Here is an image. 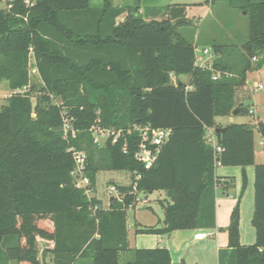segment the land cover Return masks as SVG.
Returning a JSON list of instances; mask_svg holds the SVG:
<instances>
[{
  "label": "trees",
  "instance_id": "obj_1",
  "mask_svg": "<svg viewBox=\"0 0 264 264\" xmlns=\"http://www.w3.org/2000/svg\"><path fill=\"white\" fill-rule=\"evenodd\" d=\"M208 1L226 2L249 21L242 45H212L213 70L196 66V45L181 32L193 26L188 5H169L150 21L139 16L140 6L120 8L109 0L101 8L91 7V0H11L0 10V81L7 80L12 92L0 109V264H120L128 252L134 256L129 264H187L173 262L167 248L131 249L128 210L140 193L165 191V228L137 233L216 229V188L232 187L216 176L217 159L244 170L243 188L245 169L254 165L256 233L255 244L240 243L238 201L218 263L264 264V164L255 165L254 127L227 125L217 135L222 154L206 142L208 129L220 128L216 119L233 115L246 100L238 94L248 73L264 66V0ZM32 58L40 86L31 82ZM214 72L221 73L218 80ZM247 111L244 106L242 114ZM66 120L74 137L65 136ZM97 124L170 129L172 136L146 170L136 159L138 132L99 144ZM256 129L264 142V122ZM72 148L87 155L84 173L94 193L99 172L130 174V185L110 184L123 201L110 200L106 209L76 187ZM41 241L53 244L42 261Z\"/></svg>",
  "mask_w": 264,
  "mask_h": 264
},
{
  "label": "crops",
  "instance_id": "obj_2",
  "mask_svg": "<svg viewBox=\"0 0 264 264\" xmlns=\"http://www.w3.org/2000/svg\"><path fill=\"white\" fill-rule=\"evenodd\" d=\"M111 5L120 8L139 5V13L146 16V21H150V19L152 18L160 19V11L167 8L169 5H188L187 17L189 19H196L199 21L205 19L204 16L206 14L211 15L213 13V9L218 7V5H220L222 9H220V12H222L223 10L225 12V9H227L225 8V6L222 7V3H216L212 5L208 0H147L145 1V3H142L140 0H112ZM180 79L183 81L182 77H180ZM262 85L263 84L258 83L256 85V88H254V90H251L250 84L248 82V85L245 87L244 91L238 94V96H240L241 98V101L244 96L248 98H246V100L242 102V109L244 106H246L248 111L254 110L253 114H249L248 111L246 113L254 117L253 121L247 119L246 117H243L242 111L239 113V115H231L216 119V124L220 126V128H226L227 125L232 123L244 125L249 124L254 127L255 165L264 164V142L261 138L260 133L257 132L256 129V126L259 123L264 122V107H262V105H260L261 103H259V101H264V85L262 90L258 89V87ZM254 93L256 96L254 95ZM250 99H253V103L251 105H248V101ZM214 130V128L208 129V132H214ZM254 168L255 167L253 165L247 166L245 169V172L247 173V183L245 188H243L244 170L242 168L232 166H220L215 168L216 176L220 178L222 183L228 184V182H230L232 184V187H230L228 191H224L220 186L216 188V229L178 230L171 233L169 237L167 235H158L159 237L155 236L147 239H141V236H137L135 237L133 244L131 243L130 236H128L129 246L131 247V249H155V247L167 248L171 253L173 262L184 260L187 264H206L207 262L203 263V260L207 258L209 259V264H219V251L221 249H226L229 245L228 233L226 229L229 227L231 214L235 208L234 206L238 201L241 207L240 243L243 246H247L248 243L254 242L253 228L252 226H250L249 228V225H247V217L250 212H252L251 214L253 217L255 208V206L253 205L255 198ZM244 233L246 234L245 239L243 238ZM44 242L46 244L44 248L53 249V244L51 242ZM49 259L50 258L48 257L47 260ZM133 259L134 256L131 252L122 253L120 255V264H122V261H124L125 264L132 263Z\"/></svg>",
  "mask_w": 264,
  "mask_h": 264
},
{
  "label": "rangeland",
  "instance_id": "obj_3",
  "mask_svg": "<svg viewBox=\"0 0 264 264\" xmlns=\"http://www.w3.org/2000/svg\"><path fill=\"white\" fill-rule=\"evenodd\" d=\"M9 1L0 0V10L6 8L7 3ZM105 1L106 0H91V7L101 8L103 7ZM109 1L110 3L112 2V0ZM145 1L147 0H142L141 2L145 3ZM222 4H223L222 7L225 6V8H227L225 9V12L224 10L220 12L221 7L220 5H218V7L213 9V13L211 15L206 14L204 16L205 19H202L201 21L196 19H191L193 26L188 27L187 29L181 28V32L185 34V36L189 40L193 41V43L196 45L197 48L196 51L200 55H202L203 51L206 49L210 51V54L206 55V57L212 55L213 54L212 45L214 43L217 44L230 43V44L242 45L248 39L249 21H248V17L244 14V11L231 8V6L226 2H223ZM136 6L139 5H133L131 7L134 8ZM126 14L128 15V12L123 14L120 17V19L124 20ZM139 16H141L142 18H146L145 15H142L140 13ZM30 64H31V82L32 84L40 86L42 82L38 77V73H34L33 71L34 70L33 58L30 59ZM247 77L251 90H254V88H256V85L258 83L264 85V66H262L261 69H257L256 71L248 73ZM182 79L186 84H188L190 78L189 76H183ZM174 81L176 82L175 79ZM11 94L12 92L10 90L9 83L7 82V80L4 79L3 81H0V109L7 104L8 102L7 98L10 97ZM33 101H35V99ZM54 102L56 104H59L61 103V100H55ZM252 103H253V99H250L248 101V105H251ZM259 103H261L260 105L264 107V101L263 102L259 101ZM243 117H246L247 119H250L252 121L254 120L253 116L246 113L243 115ZM96 140H97V136H96ZM111 183L112 184L114 183V185L118 184V185L128 186L131 184V176L128 172L125 171L99 172L97 177L96 190H95L96 193L92 194V196L96 197L98 200L99 199L102 200L104 208H107L109 205L107 188ZM160 201L163 202L169 201V198L165 191H155L152 194L140 193L139 201L136 203V206L128 210V228H129V236L132 244L134 243L135 237L137 236H141L142 237V238L140 237L141 239H145V238L147 239L155 236L159 237L158 235H167L169 237V235L171 234V233L148 234L141 232L137 233L136 231L137 228H144V227L149 228V227L157 226V227L165 228L164 225L165 212L164 209H162L161 207ZM251 213L252 212H250V214L247 217L248 219L247 225H249V228L250 226H252L253 228V234H254L253 241L255 242V227L254 225H252ZM245 235L246 234L244 233V237H243L244 239L246 238ZM240 237H241V233H240ZM254 242L248 243V245H252L254 244ZM45 245H46L45 242L39 243L41 261H42V253L44 251ZM208 261L209 259L205 258L203 260V263L206 262L208 263ZM122 264H125L124 261H122Z\"/></svg>",
  "mask_w": 264,
  "mask_h": 264
},
{
  "label": "built area",
  "instance_id": "obj_4",
  "mask_svg": "<svg viewBox=\"0 0 264 264\" xmlns=\"http://www.w3.org/2000/svg\"><path fill=\"white\" fill-rule=\"evenodd\" d=\"M9 1V0H8ZM11 1V0H10ZM210 54V51L208 49L203 51V54L200 55L196 51L195 60H196V66L201 69H210L213 70V64L215 61V55L214 53L212 55H209V57H206V55ZM206 57V58H205ZM34 61V60H33ZM253 62H257V58L253 59ZM34 73H37V70L34 68ZM224 75H227L225 73ZM221 76L220 72H214L213 77L214 80H218ZM263 85L259 86L258 89L262 90ZM249 114H253L254 110H249ZM94 136H95V142L99 144L105 143L108 139L113 137V144H116L118 139L124 135L126 137L127 135L130 136L134 131L138 132V134L141 137V142L139 144L138 150L135 153L136 159L144 166L146 170H149L153 167V164L157 161L160 155L161 148L167 144L172 136V130L170 129H153L150 126H139L134 125L133 129L128 130H112V129H106L101 127L99 124L96 125V128L93 129ZM71 132L72 136L74 137L76 132L69 123L68 120L65 121L64 124V133L65 136L68 135V133ZM206 142L207 144H211L213 146L214 151L216 154H222L223 149L218 146L217 144V135L216 133L207 132ZM70 152L74 155L75 160V168L71 172L73 178L76 182V187L78 189H83L86 195L91 199L93 198L92 194H94L93 190L91 189V182L90 179L85 175L84 171L86 168V162H87V155L83 151H76L75 149H70ZM124 153L127 152L126 146L124 147ZM221 162L220 160H216L215 162V168L220 167ZM141 178V175H136V180H139ZM108 191V198H109V205L106 209L110 207V200L118 199L119 201H123L125 195L121 194L120 191L116 188L114 185H110L107 188ZM136 192V184L133 186V192L131 194H135ZM139 201V197L136 200V203ZM146 202V201H144ZM136 203H134L130 208L135 207ZM94 211H96V208H93Z\"/></svg>",
  "mask_w": 264,
  "mask_h": 264
},
{
  "label": "water",
  "instance_id": "obj_5",
  "mask_svg": "<svg viewBox=\"0 0 264 264\" xmlns=\"http://www.w3.org/2000/svg\"><path fill=\"white\" fill-rule=\"evenodd\" d=\"M242 111V106L241 107H238L236 108L234 111H233V115H239V113ZM225 130V128H215L214 132L216 133V135H220L223 131Z\"/></svg>",
  "mask_w": 264,
  "mask_h": 264
}]
</instances>
